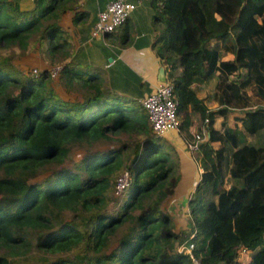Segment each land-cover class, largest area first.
Instances as JSON below:
<instances>
[{
    "label": "trees",
    "instance_id": "16d2710c",
    "mask_svg": "<svg viewBox=\"0 0 264 264\" xmlns=\"http://www.w3.org/2000/svg\"><path fill=\"white\" fill-rule=\"evenodd\" d=\"M90 1L22 9L0 0V264H192L176 251L189 243L200 264H264V140L252 142L264 130V0H151L161 25L152 49L172 85L178 130L198 101L207 133L199 148L213 157H200L189 228L178 232L161 209L180 178L174 147L153 135L139 102L67 61L58 22ZM34 49L60 66L55 78L78 99L60 98L47 70L17 67L13 59ZM214 76L206 97L202 84Z\"/></svg>",
    "mask_w": 264,
    "mask_h": 264
},
{
    "label": "crops",
    "instance_id": "0c3cea01",
    "mask_svg": "<svg viewBox=\"0 0 264 264\" xmlns=\"http://www.w3.org/2000/svg\"><path fill=\"white\" fill-rule=\"evenodd\" d=\"M17 1L22 9H29L32 5V0ZM108 1L91 0L87 5H80L75 11H66L62 14L58 24L69 38L68 43L65 44V48L69 49L70 53L67 61L72 62L73 68L84 76L97 74L104 87L113 93L139 102L144 95L161 83L160 69L163 70V76L167 80V71L152 49L156 32L160 26V23L154 18L155 4H151V0H126L136 6L118 28L119 31L115 29L114 32L104 37L91 38L89 30L92 22L96 19V13ZM83 9L88 10L90 14L86 18L80 17L74 20L75 12ZM29 55L34 58L32 65L38 70L51 68L39 58L36 49L26 56ZM17 67L21 69L18 65ZM174 73L178 75L179 69ZM51 86L63 100L73 101L79 98L78 93L59 84L57 77L51 80ZM198 104V101H191L188 105L189 117L185 124L187 127L186 138L179 130L171 131L163 137L174 147L178 159L180 178L174 190L177 192L174 197L177 203L183 200L181 194L178 193L179 187H189L188 181L192 180L193 171L194 173L196 169L201 171V168L195 165L192 168L189 161L195 163L191 160L187 149L184 150L185 142H190L194 134L199 132L198 128L202 126L197 112ZM206 106L213 109L216 107V103L209 102ZM194 153L204 156L208 163L213 162L212 153L207 150L198 148Z\"/></svg>",
    "mask_w": 264,
    "mask_h": 264
},
{
    "label": "built area",
    "instance_id": "2783aa9c",
    "mask_svg": "<svg viewBox=\"0 0 264 264\" xmlns=\"http://www.w3.org/2000/svg\"><path fill=\"white\" fill-rule=\"evenodd\" d=\"M135 4L126 0H109L102 9L96 13V19L90 27L89 36L91 38H101L111 34L114 30L121 26L129 13L135 8ZM60 70V66H54L48 69V75L54 79ZM41 70L32 69L31 73L37 75ZM139 103L146 111L151 131L156 137H164L171 131H177L180 119L176 113L177 104L172 96V85L165 80L157 85L151 92L144 95ZM207 138L206 129L200 127V132L194 134L190 142H185L187 151L195 152L199 148V144ZM130 179L127 171L123 172L117 179L114 187V196H119L126 187ZM192 244L177 246V252L185 253L192 262L196 260L191 255Z\"/></svg>",
    "mask_w": 264,
    "mask_h": 264
},
{
    "label": "rangeland",
    "instance_id": "374dc122",
    "mask_svg": "<svg viewBox=\"0 0 264 264\" xmlns=\"http://www.w3.org/2000/svg\"><path fill=\"white\" fill-rule=\"evenodd\" d=\"M119 27L116 28V31H119V29H118ZM159 27H161V25ZM214 43H215V41L211 40L209 44L210 45H214ZM29 56H25V57H23L21 59L20 58H17V59L14 58L13 60L24 71H31L32 69H38L37 67H34L32 65L34 63V58L32 56H30V57ZM225 57H231V56L227 54V55H225ZM218 80H219V78L217 76H214V77L210 78L207 82L202 84V91H203V94L206 95V97L208 95L207 93L211 92V90L216 87V85L218 83ZM180 132L182 133V136H184V138H186L185 135H186V132H187V127L184 126V128L181 129ZM183 132H184V135H183ZM262 140H264V130L259 135V138L255 139L252 142L254 144H258ZM238 141H241V139H239ZM184 150H186V148H184ZM77 152L75 151L71 155V157H72L71 159L73 161H77L81 157L80 153L79 152L77 153ZM187 152L190 154L189 156H190L191 160L194 161V163H195V164H193L191 161H189L191 163V165H192V168H194V165L199 167V168H201L200 167V157L201 156L199 154H197V153H193V152H189V151H187ZM176 157H177V155H176ZM202 157H204V156H202ZM177 164H178V159H177ZM198 170L199 169H196L195 173L193 171V175L191 177L192 180L188 181V183H189L188 186L189 187H183V188L179 187V189H178L179 191L177 190L178 193L181 194V199H183L182 202H178V203L175 202V200H174L175 198L174 197H175V194H177V192L173 191L172 195L168 199H166L161 205V209L166 211L169 214V216L171 217V220H172V223H173V228L177 232L179 230H181V229L182 230H188V228H189V226H188L189 214H188L187 204H188V200L192 199L193 196L195 195V193H196V189H195L196 185H197L198 182H200V178H201V175H202V169H201L200 172ZM223 180H224V186L227 187L228 184L230 183V180H229V178H228V176L226 174L224 175ZM175 188H176V186L174 187V190H175ZM117 197H119V196H114L113 197L114 198L113 199L114 203L118 200ZM118 204H110L109 205L110 212H113V211L117 210ZM250 255L251 254L248 253L246 256L249 257ZM192 264H200V263H198V261H196V263L192 262Z\"/></svg>",
    "mask_w": 264,
    "mask_h": 264
},
{
    "label": "water",
    "instance_id": "95a60500",
    "mask_svg": "<svg viewBox=\"0 0 264 264\" xmlns=\"http://www.w3.org/2000/svg\"><path fill=\"white\" fill-rule=\"evenodd\" d=\"M159 78H160L161 82L165 81V77L163 76V70L162 69L159 70Z\"/></svg>",
    "mask_w": 264,
    "mask_h": 264
}]
</instances>
